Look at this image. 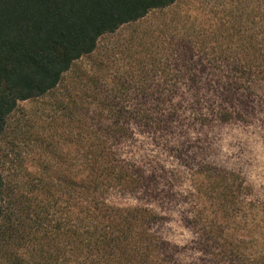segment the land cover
<instances>
[{"label": "trees", "instance_id": "1", "mask_svg": "<svg viewBox=\"0 0 264 264\" xmlns=\"http://www.w3.org/2000/svg\"><path fill=\"white\" fill-rule=\"evenodd\" d=\"M178 2L0 0V137L20 103L54 97L103 37ZM216 7L209 28L169 21L132 37L114 89L104 79L87 85L93 98L63 88L35 202H6L0 166V254L10 264H183L160 231L171 206L194 233L189 264H264V201L241 175L197 160L220 128H264V0Z\"/></svg>", "mask_w": 264, "mask_h": 264}, {"label": "rangeland", "instance_id": "2", "mask_svg": "<svg viewBox=\"0 0 264 264\" xmlns=\"http://www.w3.org/2000/svg\"><path fill=\"white\" fill-rule=\"evenodd\" d=\"M229 1L179 0L176 6L166 11L151 13L138 24L124 26L115 35L103 37L99 41L97 52L75 65L73 71L64 78L60 92L54 97L47 95L41 99L20 103L0 137V166L6 183V202L13 203L16 208L19 205L17 197L20 199L28 196L35 202L41 194L40 187H35L38 185L37 179H49V136L52 135L49 132V110L56 99H61L65 94L64 87L79 86L82 88L77 92L80 96L86 94L92 98L97 92L95 89H87L91 79L96 81V84L102 83L104 79L109 88L114 89L117 80L124 79L123 71L128 70L126 58L129 56L127 50L132 49V37L145 32L157 34L163 30V23L169 21H174L178 28H182L189 19L191 23L196 22L197 26L201 24L205 29L209 28L216 12L215 7ZM99 64H103L104 68L99 67ZM93 88L94 85L92 90ZM63 132L65 131L61 128L57 133ZM213 134L210 136L212 141L206 158L197 159L198 162L208 163V173L219 168L241 175L251 187V197L257 202H263L264 128L234 125L220 128ZM162 160L169 166H176L173 159ZM205 202L207 213L212 216L213 206L208 204L206 199ZM122 203L135 205L134 200H124ZM170 208L160 231L168 241L182 248L179 261L189 264L196 256L185 248L193 241L194 233L181 220L178 210L174 206ZM0 264H10V261L0 254Z\"/></svg>", "mask_w": 264, "mask_h": 264}]
</instances>
